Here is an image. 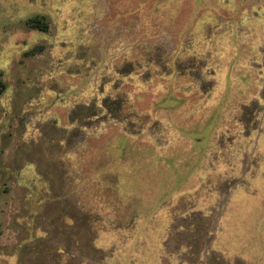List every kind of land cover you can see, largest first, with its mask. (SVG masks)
<instances>
[{"label":"rangeland","instance_id":"374dc122","mask_svg":"<svg viewBox=\"0 0 264 264\" xmlns=\"http://www.w3.org/2000/svg\"><path fill=\"white\" fill-rule=\"evenodd\" d=\"M0 264H264V0H0Z\"/></svg>","mask_w":264,"mask_h":264},{"label":"trees","instance_id":"16d2710c","mask_svg":"<svg viewBox=\"0 0 264 264\" xmlns=\"http://www.w3.org/2000/svg\"><path fill=\"white\" fill-rule=\"evenodd\" d=\"M42 16H35L29 20V23L32 27L37 28L42 31H47L48 25L46 22H44ZM41 48V47H40Z\"/></svg>","mask_w":264,"mask_h":264}]
</instances>
